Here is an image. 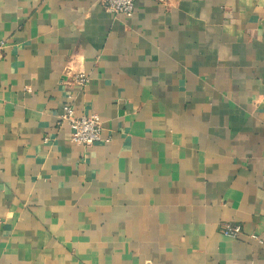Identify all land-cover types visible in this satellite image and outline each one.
I'll use <instances>...</instances> for the list:
<instances>
[{"label": "crops", "instance_id": "crops-1", "mask_svg": "<svg viewBox=\"0 0 264 264\" xmlns=\"http://www.w3.org/2000/svg\"><path fill=\"white\" fill-rule=\"evenodd\" d=\"M1 42L0 264H264V0H0Z\"/></svg>", "mask_w": 264, "mask_h": 264}, {"label": "built area", "instance_id": "built-area-1", "mask_svg": "<svg viewBox=\"0 0 264 264\" xmlns=\"http://www.w3.org/2000/svg\"><path fill=\"white\" fill-rule=\"evenodd\" d=\"M137 0H101L103 7L107 13L113 15H123L131 17L135 12ZM165 3V0H154ZM5 47V43H0V50ZM90 78L86 74H77L74 82L78 86H85L89 83ZM61 118L71 128V141L76 145L89 147L101 140L102 137V121L97 114L76 115L73 102H68L63 106ZM240 226L226 224L224 226L225 235L237 237L241 233Z\"/></svg>", "mask_w": 264, "mask_h": 264}]
</instances>
